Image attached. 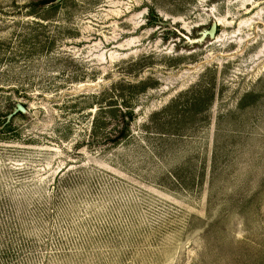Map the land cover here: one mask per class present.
I'll return each mask as SVG.
<instances>
[{
  "label": "rangeland",
  "instance_id": "obj_1",
  "mask_svg": "<svg viewBox=\"0 0 264 264\" xmlns=\"http://www.w3.org/2000/svg\"><path fill=\"white\" fill-rule=\"evenodd\" d=\"M31 2L0 0V264H264V0Z\"/></svg>",
  "mask_w": 264,
  "mask_h": 264
},
{
  "label": "water",
  "instance_id": "obj_2",
  "mask_svg": "<svg viewBox=\"0 0 264 264\" xmlns=\"http://www.w3.org/2000/svg\"><path fill=\"white\" fill-rule=\"evenodd\" d=\"M60 0H53L51 4H57ZM160 26L159 31L172 32L176 40H178L179 46L193 48L194 46H200L207 41H211L215 38L217 29L219 27L218 21L213 18L210 20L207 27H201L194 31L192 36H189L187 32H184L180 27L174 26L172 22L169 21H158ZM26 107L20 102H14L10 108V111L2 117V122L0 124V129L7 124L12 116L15 114L26 113ZM126 119V118H125Z\"/></svg>",
  "mask_w": 264,
  "mask_h": 264
},
{
  "label": "trees",
  "instance_id": "obj_3",
  "mask_svg": "<svg viewBox=\"0 0 264 264\" xmlns=\"http://www.w3.org/2000/svg\"><path fill=\"white\" fill-rule=\"evenodd\" d=\"M51 1H53V0H33V2L28 4V6H30V7H41V6L49 4ZM124 117H126L125 120H124ZM130 120H131L130 115H127V116L121 115L120 128H119L118 132L115 134V136H113L114 140H118V139L123 137L125 128L128 125Z\"/></svg>",
  "mask_w": 264,
  "mask_h": 264
}]
</instances>
